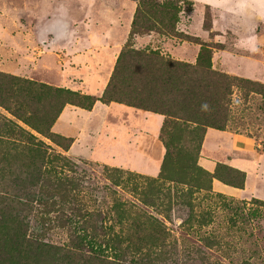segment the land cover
<instances>
[{
  "label": "rangeland",
  "instance_id": "1",
  "mask_svg": "<svg viewBox=\"0 0 264 264\" xmlns=\"http://www.w3.org/2000/svg\"><path fill=\"white\" fill-rule=\"evenodd\" d=\"M202 48L230 78L210 183L161 172L174 94L120 60ZM0 264H264V0H0Z\"/></svg>",
  "mask_w": 264,
  "mask_h": 264
},
{
  "label": "trees",
  "instance_id": "2",
  "mask_svg": "<svg viewBox=\"0 0 264 264\" xmlns=\"http://www.w3.org/2000/svg\"><path fill=\"white\" fill-rule=\"evenodd\" d=\"M169 10L170 8L165 7L166 13ZM168 14L171 21L169 23L172 29H175L176 16ZM126 54H131L136 62L148 63L159 70H163V94L165 97L166 93L174 94L168 105L163 106L160 112V114L165 116V120L160 128L159 137L166 150L161 172L163 174H171L173 179H184L187 181L186 179L189 178L190 181H201L204 178L205 181L208 179L210 183L209 174L203 172L197 165L196 157L201 148L205 127L214 125L215 128L222 130L220 123L223 121L226 112L229 95L227 85H229L230 78L211 70L208 52L204 48L201 49L194 66L183 62L164 60L155 54L142 55L140 52L135 51L122 53L120 60ZM196 76L203 77V80L213 82L215 85L216 81L220 83L218 93L216 94L215 92L212 97L210 93L208 98L205 97L204 99L206 103H214L212 109L214 113H217V118H211L209 112H205L202 109L200 90H203V87H200L198 81L193 80ZM224 84L226 85L224 86ZM148 110L158 112L154 108ZM50 123L51 120L40 121L31 125L36 127L38 131L45 132L49 130ZM218 170L219 168L216 172ZM234 172L240 178L237 185L238 188H241L240 186L244 182V174L238 171Z\"/></svg>",
  "mask_w": 264,
  "mask_h": 264
},
{
  "label": "crops",
  "instance_id": "3",
  "mask_svg": "<svg viewBox=\"0 0 264 264\" xmlns=\"http://www.w3.org/2000/svg\"><path fill=\"white\" fill-rule=\"evenodd\" d=\"M215 133V132H214ZM207 135H209V130L206 132V137H207Z\"/></svg>",
  "mask_w": 264,
  "mask_h": 264
}]
</instances>
